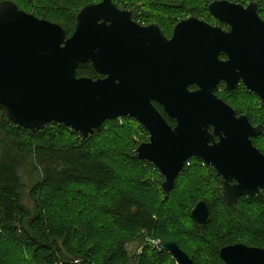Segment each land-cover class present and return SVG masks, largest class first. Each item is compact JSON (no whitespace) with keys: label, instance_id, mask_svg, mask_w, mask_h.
Returning <instances> with one entry per match:
<instances>
[{"label":"water","instance_id":"95a60500","mask_svg":"<svg viewBox=\"0 0 264 264\" xmlns=\"http://www.w3.org/2000/svg\"><path fill=\"white\" fill-rule=\"evenodd\" d=\"M207 11L229 30L189 17L168 39L156 24L141 26L132 11L100 0L79 11L67 37L58 24L1 1L0 112L30 132L55 123L81 138L99 133L107 121L132 118L148 133L137 158L159 171L164 193L197 158L220 178L228 205L262 197L264 155L251 139L264 128L237 116L215 91L242 85L264 107V21L255 2L215 0ZM81 64L100 78L77 77ZM189 217L203 228L210 218L205 201H197ZM158 248L176 264H193L174 242L161 241ZM218 256L223 264H264V248L244 244L225 246Z\"/></svg>","mask_w":264,"mask_h":264},{"label":"trees","instance_id":"16d2710c","mask_svg":"<svg viewBox=\"0 0 264 264\" xmlns=\"http://www.w3.org/2000/svg\"><path fill=\"white\" fill-rule=\"evenodd\" d=\"M9 1L25 13L58 24L68 37L79 11L100 0ZM143 1L130 10L133 20L144 25L150 23L149 9L177 5L176 0ZM212 1L205 3L206 9ZM251 2L257 3L260 16L264 14V0ZM194 4L200 8L203 0H182L177 11ZM165 19L159 18L161 24L170 23ZM76 76L100 78L90 64L79 65ZM219 89L230 94L220 86L217 97H222ZM153 106L174 126L157 103ZM120 119L121 123L107 121L99 133L81 138L55 123L30 132L11 125L0 112L5 142L0 147V264H11V256H6L11 252L31 264H176L169 254L144 244L139 254H128L125 245L133 240L141 245V231L160 242L176 243L193 264H223L218 252L228 245L264 248V214H255L264 209V191L262 197H243L230 206L222 198L216 172L191 158L164 193L159 171L136 155L148 133L135 119ZM22 157H30L40 173L39 183L26 196L28 206L22 203ZM199 200L205 201L210 216L201 229L189 217ZM68 205L73 207L66 209Z\"/></svg>","mask_w":264,"mask_h":264},{"label":"rangeland","instance_id":"374dc122","mask_svg":"<svg viewBox=\"0 0 264 264\" xmlns=\"http://www.w3.org/2000/svg\"><path fill=\"white\" fill-rule=\"evenodd\" d=\"M141 1L140 0H126V1L115 0L114 4L121 10L132 11L130 10V8H133V6H140V5L142 6ZM176 1H177V5L178 4L180 5L182 2V0H176ZM208 1H211V0H203V6H201L200 8L196 7V5L194 4L193 6H188L187 8L181 10L180 12L177 11L178 6L175 4H173L174 7L170 8L169 10L168 8L164 10L163 9H149V11L147 10L148 15H149L148 20L150 22L148 25L150 24L158 25L161 31L163 30L162 32L165 35V37L168 39L171 38L172 36V31H173L175 24L189 17H195L213 26L224 27L225 26L224 24L215 20L207 11L205 7V3ZM227 1L229 2L231 1L233 3L246 6L249 1L258 2L259 0H227ZM150 2H153V1H150V0L143 1L144 4H150ZM163 16H165L166 19H168V22L170 23L166 25L161 24V22L159 21V18H162ZM218 92L222 96L218 98L223 100L224 102L226 101L225 103H227L231 108L236 110L238 113L249 116L250 119L254 120L255 124L264 125V111L261 110V107L263 106L256 95L249 93V91H247L242 85L237 87L234 91L229 92L230 94L223 93V90L220 91V89L218 90ZM254 107H256V110H254ZM257 114H258V117L256 116ZM4 145H5V142L2 136L0 135V147ZM256 147L264 154V140L262 139L257 140ZM21 162H22V168L20 171V176L22 178V181L25 184V191L23 193L22 203L28 206L26 196L29 194V191L36 184L39 183L40 173H39V170L36 168V166L33 164L30 157H26V158L22 157ZM71 207L73 206L68 205L66 206V209H70ZM259 212H262V214L260 215H263L264 209L256 210L255 214L257 215V213ZM140 235L142 236L141 240L143 239L141 245L139 244L140 241L137 242L136 240L128 242L125 245V248L128 254L135 255L136 253H138V250L141 248L142 244H144V242L147 239H151L150 238L151 236H148L144 231H141ZM13 254L14 253L11 252L6 255V256L8 255L11 256V264H31L28 261H26L25 258H22L20 254L19 255H17L16 253H15L16 255H13Z\"/></svg>","mask_w":264,"mask_h":264},{"label":"built area","instance_id":"2783aa9c","mask_svg":"<svg viewBox=\"0 0 264 264\" xmlns=\"http://www.w3.org/2000/svg\"><path fill=\"white\" fill-rule=\"evenodd\" d=\"M259 17L264 21V14H262L261 16L259 15ZM137 23V22H136ZM139 25L141 26H145L143 22H138ZM118 122L121 123V119L117 118ZM185 165H189L188 162L185 163ZM204 165V163H203ZM160 241L156 240V239H147L144 242V245L148 248H150L151 250H159L158 245H159ZM141 252V248L138 250V254Z\"/></svg>","mask_w":264,"mask_h":264},{"label":"flooded vegetation","instance_id":"af4514ba","mask_svg":"<svg viewBox=\"0 0 264 264\" xmlns=\"http://www.w3.org/2000/svg\"><path fill=\"white\" fill-rule=\"evenodd\" d=\"M259 15V14H258ZM221 28H223L224 30H229V27L228 26H224V27H221ZM221 56V55H220ZM224 59V58H223ZM241 86V85H240ZM224 87V86H223ZM239 87V86H238ZM250 93V92H249ZM237 116H240V115H243V114H236ZM163 116V115H162ZM164 117V116H163ZM165 119V118H164ZM166 120V119H165ZM170 120V119H169ZM173 121V120H172ZM249 121H250V119H249ZM167 122V121H166ZM174 122V121H173ZM175 124V123H174ZM250 124L253 126V127H257V126H262V125H260V124H255L254 123V120L251 122L250 121ZM263 127V126H262ZM264 134V131H263V133L260 135V136H258V137H256V138H252L251 139V141H252V144H253V142H255L256 140H258L259 138H261L262 137V135ZM256 147V146H255ZM257 148V147H256ZM258 149V148H257ZM232 183H235V182H232Z\"/></svg>","mask_w":264,"mask_h":264},{"label":"bare ground","instance_id":"6f19581e","mask_svg":"<svg viewBox=\"0 0 264 264\" xmlns=\"http://www.w3.org/2000/svg\"><path fill=\"white\" fill-rule=\"evenodd\" d=\"M216 95V94H215Z\"/></svg>","mask_w":264,"mask_h":264}]
</instances>
